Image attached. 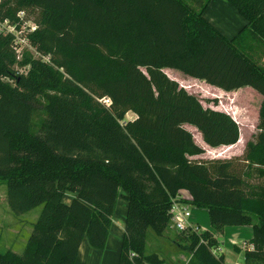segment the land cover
<instances>
[{
    "label": "trees",
    "instance_id": "obj_1",
    "mask_svg": "<svg viewBox=\"0 0 264 264\" xmlns=\"http://www.w3.org/2000/svg\"><path fill=\"white\" fill-rule=\"evenodd\" d=\"M209 1L0 0V23L34 24L26 39L38 54L19 56L14 35L0 33V182L13 215L41 206L23 253L0 252V264H75L84 238L104 249L119 190L126 205L117 264L165 263L146 253L147 231L170 229L181 190L211 227L177 232L183 264H225L212 252L214 234L243 225L252 228L244 264H264V68L242 49L245 33L264 44V0H223L245 24L232 37L203 16ZM164 69L222 92L260 94L256 134L241 155L196 159L204 149L184 125L210 151L227 146L224 153L237 147L239 125ZM38 103L45 117L33 131ZM128 112L135 118L126 120Z\"/></svg>",
    "mask_w": 264,
    "mask_h": 264
},
{
    "label": "rangeland",
    "instance_id": "obj_2",
    "mask_svg": "<svg viewBox=\"0 0 264 264\" xmlns=\"http://www.w3.org/2000/svg\"><path fill=\"white\" fill-rule=\"evenodd\" d=\"M186 3L191 4L190 0H184ZM207 16H213V19L218 22L220 26L217 28L221 33H223L226 37H229L231 34V30H228V26L226 25L227 15L222 7L218 4H213L208 7L205 12ZM238 15V14H237ZM241 25H238V31L245 25L244 21L240 17ZM32 23V22H31ZM237 31V32H238ZM236 32V33H237ZM232 37V36H231ZM21 47V51L28 52L32 55L33 58L37 59L38 54L34 51L33 48L24 45L23 43L19 44ZM242 49L243 51L253 59L255 63L264 68V44L261 42H254L250 39V37L245 33L242 38ZM45 61V58H42ZM28 69L26 67H20L19 73H25ZM164 73L170 79H174L177 81L178 85L184 88L188 93H194L201 101V104L204 108L216 109L222 112H226L229 114L235 122L240 127V133L242 138V145L233 149H229L222 151L223 157L220 159L241 155L243 151V147L245 145V141L251 139L249 138L251 132L255 131L252 126H255V121H257L259 104L261 98L258 93L253 91L250 87H241L238 91L234 92H222L217 88L209 86L208 84L203 83L197 79H193L191 77L184 76L182 74H178L174 76L167 69H164ZM36 112L32 120V128L31 130L37 131L38 125L45 117V113H43L42 104L38 103L36 105ZM135 118V115L132 112H128L125 115L126 120H132ZM184 127L192 133L194 142L200 145L204 149V153L200 156H196V159H208L214 158L212 154H217L211 152L208 147L205 146L204 143L201 142L199 134L196 129L192 126L188 127L184 125ZM220 152H218L219 154ZM261 184H264V180H259ZM259 181H254L251 179V184L256 186ZM6 188L5 185L0 182V252H6L11 250L17 254H22L24 251V245L28 236L31 234L32 224L37 220L38 214L40 211V207H36L32 210L24 212L21 215H13L8 207L7 200L5 199ZM69 192L64 194V201L68 200ZM125 192L119 190V197L123 200L124 198L120 195H124ZM194 213L197 211H204L203 209L194 208ZM207 215V212L204 211ZM119 216V215H117ZM195 217V215L193 216ZM197 219V217H195ZM201 220L200 225L202 227H208L210 230L208 223V216L202 215L199 217ZM206 220V225L204 226ZM231 228V227H229ZM178 231H175L173 228H170L164 232L162 236L157 237L151 230L147 231L146 236V253L155 252L159 258L161 257L164 260V264H183L188 259L186 253L183 252L182 248L176 244V242L181 243V240L176 237ZM223 233V232H222ZM222 233L217 234L216 240H222ZM220 235V236H219ZM222 243V244H221ZM220 246L223 249H228L230 251V243L222 241ZM218 244V242H217ZM223 245V246H222ZM232 245V244H231ZM247 245V243H246ZM244 245L242 249H245L247 246ZM232 250V249H231ZM214 254H220V247L218 249H214L212 251ZM242 253L238 256L237 260H241L243 263ZM100 264L104 263V260L99 261ZM93 264V262L91 263ZM148 264V263H147Z\"/></svg>",
    "mask_w": 264,
    "mask_h": 264
},
{
    "label": "crops",
    "instance_id": "obj_3",
    "mask_svg": "<svg viewBox=\"0 0 264 264\" xmlns=\"http://www.w3.org/2000/svg\"><path fill=\"white\" fill-rule=\"evenodd\" d=\"M213 4H215V5L218 4L225 11V13L227 15L225 23L228 26V30L232 31L229 37L234 36L236 34V32L238 31V28H239L238 25L239 26L241 25L239 14L237 15V12L232 7H230L226 2H224L223 0H210L209 3L207 4V6L205 7L206 9L204 10L203 16L212 25H214L216 28H218L220 25L217 24L218 22H216L213 19V16H207L206 17V15H205V12L208 9V7L210 5H213ZM167 70L171 74H173L174 76H177L178 74H182L180 71L175 70V69H172V70L167 69ZM163 72H164V70H163ZM259 96H260V94H259ZM260 98H261V96H260ZM255 124H256V121H255ZM255 126H252L254 130H255ZM254 134H255V131L254 132L252 131L249 138L252 137V135H254ZM239 142H241L240 144L242 145L243 142H242V138H241L240 127H239V138L237 140V143L234 144L233 146H235L237 144H238L237 147L241 146V145H239ZM225 148H227V146L226 147H219L217 149L211 150V151H215V153H217V154H212V156L213 157H223V154H218V152L225 150ZM233 148H236V147H232V145H231L230 149H233ZM179 194L186 199L190 198L189 194H187L186 191H184V190L179 191ZM120 196L123 197L124 195H120ZM72 198H73V194H68V200H66L65 202L69 203ZM125 205H126L125 201H123L119 197L117 199L116 206L114 209V215L112 216V219H111V225L109 227V235H108L106 244L104 246L105 248L100 250V249H96L94 247H90L88 242H87V239L84 238L79 245V250H78L77 259L75 261V264H91L92 262H93V264H100V262H99L100 260L105 261L103 264H117L116 263L117 262V256H118V252H119V248H120L119 244H120V240L124 234L123 228H124ZM204 211L203 212L197 211L196 213H194L195 217H197V219H195V222L199 226H201L200 225L201 220L199 217H202V215L207 216V215H205L206 213H204ZM117 215H119V216H117ZM203 225L204 226L206 225V220H205V224H203ZM229 227H231V228H229ZM205 229L209 230L208 227H205ZM251 229H252L251 226H248V225H243L241 227L227 226L223 230V233L220 234L222 237L221 238L222 240H217V242H218L219 247H220V252L224 257L225 264H244L243 259H242L243 260V263H242L241 260H237V258L241 253H243V251L245 249L252 248L250 243H248L249 239L251 238V234H252ZM214 237L216 238L217 234H214ZM222 241H225V243H227V242L230 243V246H229V247H231L230 251L228 249L227 250L223 249L220 246L222 244L221 243ZM246 243H247V245H246ZM244 245H246L247 247L245 249H242V248H244L243 247ZM234 247L238 248L239 251H236Z\"/></svg>",
    "mask_w": 264,
    "mask_h": 264
},
{
    "label": "built area",
    "instance_id": "obj_4",
    "mask_svg": "<svg viewBox=\"0 0 264 264\" xmlns=\"http://www.w3.org/2000/svg\"><path fill=\"white\" fill-rule=\"evenodd\" d=\"M22 12L19 13L22 16ZM35 26L31 22H25L19 30L15 29V26L10 25L6 20L0 23V33H11L14 35V44L16 47V52L20 56L21 47L19 44L23 43L24 45L28 46V42L26 39V34L32 31H35ZM30 47V46H29ZM46 60V59H45ZM99 102L103 103L104 105L108 106L111 101L110 98L105 97L99 100ZM179 194V193H178ZM178 200V201H177ZM190 198L186 199L180 194L176 196L175 202L172 203L170 207V225L169 228H173L175 231L178 232H197L201 233L204 231H209L205 229V227H201L197 225L195 222L194 216V206L189 204Z\"/></svg>",
    "mask_w": 264,
    "mask_h": 264
},
{
    "label": "water",
    "instance_id": "obj_5",
    "mask_svg": "<svg viewBox=\"0 0 264 264\" xmlns=\"http://www.w3.org/2000/svg\"><path fill=\"white\" fill-rule=\"evenodd\" d=\"M233 119V118H232ZM234 120V119H233ZM235 121V120H234Z\"/></svg>",
    "mask_w": 264,
    "mask_h": 264
}]
</instances>
